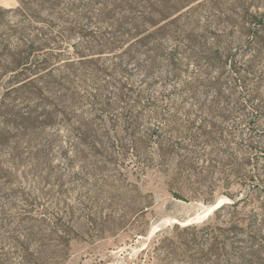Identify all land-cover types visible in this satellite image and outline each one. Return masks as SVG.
Returning <instances> with one entry per match:
<instances>
[{
	"label": "rangeland",
	"instance_id": "obj_1",
	"mask_svg": "<svg viewBox=\"0 0 264 264\" xmlns=\"http://www.w3.org/2000/svg\"><path fill=\"white\" fill-rule=\"evenodd\" d=\"M79 4L60 0L48 23L40 26L56 38L46 53L65 56L57 64L68 66L63 71L65 88L48 103L22 104L35 109L38 120L28 128L1 126L0 264L20 263L17 241L26 242L33 253L45 251L49 264H159L151 258L153 249L144 251L158 232L171 236L175 225L183 228L182 223L197 218L201 219L196 224L203 223L214 215H205L210 207L219 201L231 203V197L244 199L243 214L259 210L264 205V44L257 47L247 34L256 16L263 21L257 27L264 38V0H199L181 21L195 38L207 37L211 50L228 51L236 61L254 64L258 73L247 77L258 96L246 123L237 115L227 118L224 109H236L232 99L218 102L216 109L222 112H214L213 103L199 98L210 108L206 112L200 101L183 94L180 80L166 79L164 68L150 79L133 65L128 67L129 82L143 91L142 101L118 102L104 114L79 106L80 27L96 30L81 18ZM0 6L12 9L18 2L0 0ZM101 7L95 6L93 13L99 15ZM253 47H262V54L257 56ZM69 60L74 62L68 64ZM127 110L134 111L130 119ZM172 117L182 125L192 120L199 125L201 117H208L215 126L212 137L199 139L194 153L173 148L164 157L156 130H168ZM80 124L91 128L84 138ZM252 128L254 141L249 146L244 141ZM136 139L142 142L138 147ZM190 158L197 172L181 173L182 161ZM176 262L172 264H183Z\"/></svg>",
	"mask_w": 264,
	"mask_h": 264
},
{
	"label": "trees",
	"instance_id": "obj_2",
	"mask_svg": "<svg viewBox=\"0 0 264 264\" xmlns=\"http://www.w3.org/2000/svg\"><path fill=\"white\" fill-rule=\"evenodd\" d=\"M16 1V8L0 6V90L3 91L0 95V130L5 124L26 129L36 123L35 109L24 108L22 104L28 106L33 101L48 103L66 85L63 71L68 66H63V69L57 66L65 56L46 53L56 38L47 28L40 27L48 23L50 11L60 5V0ZM198 1L79 0L84 11L81 18L96 28L80 27L83 40L79 45V106L86 105L88 111L93 109L104 114L114 110L118 102L131 104L143 99V91L129 82L132 78L129 70L132 71L128 67L133 65L150 79L156 71L164 68L166 79L181 81L184 95L195 102L200 101L204 108L206 101L213 103L215 107L211 111L222 112L216 109L218 102L232 99L236 109H224L225 114H229L227 118L232 120L231 116L237 115L241 121H249V109L255 108L253 102L258 93L257 87L249 88L252 81L247 75L256 76L258 72L252 68L254 64L251 61H236L235 55L228 51H213L208 47L207 37L199 40L185 29L181 21L190 12H184ZM97 5L103 7L99 9V15L92 10ZM252 17L256 25L250 28L247 36L257 47L262 46L264 38L257 26H262L263 21ZM169 42L174 44L169 46ZM262 49L253 47L250 50L259 56ZM73 62L67 61L68 64ZM215 72H219L218 75L214 76ZM115 74L120 76L115 77ZM213 94V99L209 100ZM199 98H204L205 102ZM206 109V112L210 111L209 107ZM200 111L204 113V110ZM127 112L130 119L134 111ZM185 114L190 117L192 113L188 111ZM174 118L169 120L168 130H156L164 157L170 156L173 148L194 153L192 149L201 145L199 139L210 140L212 137L215 126L208 117H201L199 125L196 120L182 125ZM253 126L256 128L258 124ZM90 129L88 125L80 124V136L89 135ZM254 132L253 128L250 129V137L244 141L249 146L253 145ZM164 134L170 137L167 139ZM219 141L229 143L222 139ZM133 143L138 147L142 142L136 139ZM180 170L181 173L185 170L196 173V163L191 158L184 163L182 161ZM231 199L233 202L222 204L203 223L183 228L175 225L169 232L171 236L165 231L158 232L157 238L144 251L148 254L153 249L151 258L159 264L176 261L186 264L188 260L185 258L193 264H264V205L259 210L243 214L244 199ZM57 230L60 231V227ZM146 235L147 232L144 233ZM16 243L22 250L19 264H49L45 251L33 253L26 242Z\"/></svg>",
	"mask_w": 264,
	"mask_h": 264
},
{
	"label": "bare ground",
	"instance_id": "obj_3",
	"mask_svg": "<svg viewBox=\"0 0 264 264\" xmlns=\"http://www.w3.org/2000/svg\"><path fill=\"white\" fill-rule=\"evenodd\" d=\"M220 203H222L221 201H219L217 204H214L211 208H207L208 210L206 211V213H205V215L206 216H208V215H210V214H212L217 208H218V206H219V204ZM206 210V209H205ZM201 211H203V210H201ZM198 213V212H197ZM196 213V214H197ZM204 213V212H203ZM203 218V217H202ZM201 218H197V220H195V222L197 223H199V220H200ZM175 222V221H174ZM192 222H194V219L191 221V220H189V221H187V222H185V223H182V225L183 226H186V225H189V224H191ZM152 230V229H151ZM157 231L156 230V228L154 229V230H152V233H155V232ZM151 236V235H150Z\"/></svg>",
	"mask_w": 264,
	"mask_h": 264
},
{
	"label": "water",
	"instance_id": "obj_4",
	"mask_svg": "<svg viewBox=\"0 0 264 264\" xmlns=\"http://www.w3.org/2000/svg\"><path fill=\"white\" fill-rule=\"evenodd\" d=\"M222 204H223V203H220L219 206H218V208H219ZM210 208H211V207H210ZM196 220H197V219H196ZM194 222H195V221H194ZM195 223H196V222H195ZM191 224H192V223H191ZM191 224H189V225H191Z\"/></svg>",
	"mask_w": 264,
	"mask_h": 264
}]
</instances>
